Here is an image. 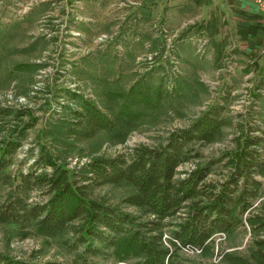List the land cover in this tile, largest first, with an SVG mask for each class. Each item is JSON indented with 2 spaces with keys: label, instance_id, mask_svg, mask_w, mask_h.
<instances>
[{
  "label": "rangeland",
  "instance_id": "1",
  "mask_svg": "<svg viewBox=\"0 0 264 264\" xmlns=\"http://www.w3.org/2000/svg\"><path fill=\"white\" fill-rule=\"evenodd\" d=\"M8 1L0 0V108L10 114L0 117V146L17 145L10 175L32 168L44 147L69 168L100 157H128L140 146L159 147L213 109L225 120L219 135L193 144L201 156L178 172L183 178L218 161L208 179L221 181L246 142L264 134V54H237L227 36L209 37L204 22L209 15L181 12V20L171 23L169 15L141 19L136 10L145 0H132L131 6L112 0L102 8L79 6L81 0ZM72 93L108 118H135V127L124 142L114 141L107 130L87 140L70 138L71 109L81 107ZM9 189L1 187V200ZM132 192L126 185H104L93 195L139 215L122 202ZM30 198L46 196L34 190ZM259 203L264 217V195ZM258 233L216 234L207 251L182 248L176 261L229 264L228 254L251 260L255 242L264 239V229ZM71 243L68 235L46 238L32 231L24 237L17 226L0 223V258L26 264H135L107 254L91 257Z\"/></svg>",
  "mask_w": 264,
  "mask_h": 264
},
{
  "label": "trees",
  "instance_id": "2",
  "mask_svg": "<svg viewBox=\"0 0 264 264\" xmlns=\"http://www.w3.org/2000/svg\"><path fill=\"white\" fill-rule=\"evenodd\" d=\"M213 28L216 23L208 21L205 29ZM70 95L81 104L71 109L70 138L87 140L107 130L114 141L124 142L135 127V118H108L90 100ZM221 113H204L159 147L140 146L128 157H100L74 168L60 164L44 147L32 168L12 176L7 170L17 145L6 142L0 146V189H10L0 199V223L17 226L24 237L32 231L46 238L68 235L72 246L82 247L88 256L107 254L135 264H186L176 261L178 252L186 247L205 252L216 234L248 229L256 236L264 229L262 205H256L264 195V134L246 142L221 181L208 179L218 161L179 176L182 164L201 156L193 144L210 143L219 135L225 124ZM9 114L0 108V117ZM104 185L129 186L133 192L122 202L139 215L94 197L95 189ZM34 190L46 198L31 200ZM255 246L251 260L234 254L225 259L229 264H264V239ZM0 264L26 263L6 256Z\"/></svg>",
  "mask_w": 264,
  "mask_h": 264
},
{
  "label": "crops",
  "instance_id": "3",
  "mask_svg": "<svg viewBox=\"0 0 264 264\" xmlns=\"http://www.w3.org/2000/svg\"><path fill=\"white\" fill-rule=\"evenodd\" d=\"M33 1L35 0L29 4H34ZM45 1L47 0L36 2L39 4ZM126 2L129 3L128 6L132 5V0ZM85 4H97L102 8V5H111L112 0H81L79 6ZM195 10L202 15H209L205 23L208 21L216 23L215 29H209V37L227 36L237 54L247 52H252L254 56L264 54V11L254 0H145L144 5L138 8L136 13L141 19L169 15V22L173 23L181 20V12Z\"/></svg>",
  "mask_w": 264,
  "mask_h": 264
},
{
  "label": "built area",
  "instance_id": "4",
  "mask_svg": "<svg viewBox=\"0 0 264 264\" xmlns=\"http://www.w3.org/2000/svg\"><path fill=\"white\" fill-rule=\"evenodd\" d=\"M255 3L258 5V7L264 11V0H254ZM185 251H191V252H201L200 249L197 248H191V247H186L183 248Z\"/></svg>",
  "mask_w": 264,
  "mask_h": 264
}]
</instances>
